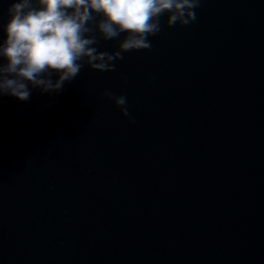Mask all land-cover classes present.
Listing matches in <instances>:
<instances>
[{"label":"water","instance_id":"95a60500","mask_svg":"<svg viewBox=\"0 0 264 264\" xmlns=\"http://www.w3.org/2000/svg\"><path fill=\"white\" fill-rule=\"evenodd\" d=\"M196 15L114 72L0 97V264H264V0Z\"/></svg>","mask_w":264,"mask_h":264},{"label":"clouds","instance_id":"9594fccd","mask_svg":"<svg viewBox=\"0 0 264 264\" xmlns=\"http://www.w3.org/2000/svg\"><path fill=\"white\" fill-rule=\"evenodd\" d=\"M201 0H13L0 25V97L27 102L34 90L58 95L88 68L110 73L125 54L151 51L150 37L167 27H187ZM123 36V39H120ZM116 41L114 51L100 50ZM3 61H6L3 62ZM54 77H58L55 78ZM122 117L135 124L127 97L105 90Z\"/></svg>","mask_w":264,"mask_h":264}]
</instances>
